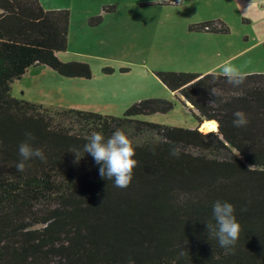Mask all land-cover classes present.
Wrapping results in <instances>:
<instances>
[{
  "label": "trees",
  "instance_id": "obj_1",
  "mask_svg": "<svg viewBox=\"0 0 264 264\" xmlns=\"http://www.w3.org/2000/svg\"><path fill=\"white\" fill-rule=\"evenodd\" d=\"M0 10V264H264V73L236 88L219 74L157 73L200 124L218 123L210 132L137 118L170 112L174 104L162 98L137 101L122 116L18 99L12 84L31 70L92 71L58 57L68 48L69 10L40 0H0ZM198 29L230 32L225 22ZM237 110L247 126L233 125ZM117 129L132 130L138 160L123 189L83 151L92 132L107 139ZM26 132L46 162L32 158L20 173ZM217 200L232 203L241 224L231 250L208 238Z\"/></svg>",
  "mask_w": 264,
  "mask_h": 264
},
{
  "label": "rangeland",
  "instance_id": "obj_2",
  "mask_svg": "<svg viewBox=\"0 0 264 264\" xmlns=\"http://www.w3.org/2000/svg\"><path fill=\"white\" fill-rule=\"evenodd\" d=\"M40 2L70 11L68 48L58 57L87 62L92 75L68 77L40 67L13 82L18 99L122 116L137 101L162 98L174 104L170 112L137 118L201 130L196 109L158 72L219 74L220 64L230 60L245 75L264 73V0ZM209 22H225L230 32L198 29Z\"/></svg>",
  "mask_w": 264,
  "mask_h": 264
},
{
  "label": "clouds",
  "instance_id": "obj_3",
  "mask_svg": "<svg viewBox=\"0 0 264 264\" xmlns=\"http://www.w3.org/2000/svg\"><path fill=\"white\" fill-rule=\"evenodd\" d=\"M215 69L210 73L215 76ZM219 74L226 78L227 83L234 88L244 83L245 74L237 68L230 60H225L219 66ZM211 95L220 96L221 93L215 88ZM182 99V97H180ZM184 99V98H183ZM233 125L235 127H245L249 123V118L242 110L233 113ZM213 128L216 127L214 122ZM132 130L125 133L122 129H117L107 139L101 132H92L88 137V142L84 145V153L90 154L96 164L100 165L99 174L102 178L112 180L117 188H127L133 179V169L138 166V160L134 159L136 150L130 139ZM25 140L19 145L18 152L21 160L16 164L17 172L23 173L26 168V161L32 158H39L46 162V157L41 148L33 147L31 141L35 139L31 132L25 133ZM0 140V147H2ZM181 148L179 145H173L170 148V155L179 157ZM251 167V166H250ZM215 225L208 223V238H216L222 248L231 250L239 239L241 224L235 215V207L228 201L217 200L212 206ZM133 264V262H129Z\"/></svg>",
  "mask_w": 264,
  "mask_h": 264
},
{
  "label": "crops",
  "instance_id": "obj_4",
  "mask_svg": "<svg viewBox=\"0 0 264 264\" xmlns=\"http://www.w3.org/2000/svg\"><path fill=\"white\" fill-rule=\"evenodd\" d=\"M59 105V104H57ZM60 106H64V105H60ZM209 122H215L216 123V127L213 128L211 125H209ZM218 123L215 120H209V121H205L202 125H201V130L204 132H209L212 131L214 129H217Z\"/></svg>",
  "mask_w": 264,
  "mask_h": 264
},
{
  "label": "bare ground",
  "instance_id": "obj_5",
  "mask_svg": "<svg viewBox=\"0 0 264 264\" xmlns=\"http://www.w3.org/2000/svg\"><path fill=\"white\" fill-rule=\"evenodd\" d=\"M213 123H214V122H209L208 124L212 126V125H213Z\"/></svg>",
  "mask_w": 264,
  "mask_h": 264
}]
</instances>
